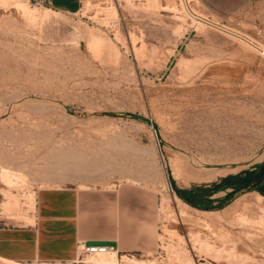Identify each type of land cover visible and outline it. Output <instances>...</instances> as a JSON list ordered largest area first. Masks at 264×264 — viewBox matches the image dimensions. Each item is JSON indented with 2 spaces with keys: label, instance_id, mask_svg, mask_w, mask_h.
I'll return each mask as SVG.
<instances>
[{
  "label": "rangeland",
  "instance_id": "1",
  "mask_svg": "<svg viewBox=\"0 0 264 264\" xmlns=\"http://www.w3.org/2000/svg\"><path fill=\"white\" fill-rule=\"evenodd\" d=\"M20 1L0 0L5 213L43 187L144 189L157 241L0 264H264V0Z\"/></svg>",
  "mask_w": 264,
  "mask_h": 264
},
{
  "label": "crops",
  "instance_id": "2",
  "mask_svg": "<svg viewBox=\"0 0 264 264\" xmlns=\"http://www.w3.org/2000/svg\"><path fill=\"white\" fill-rule=\"evenodd\" d=\"M45 1L64 12L78 11L82 2ZM1 189L0 184V259L74 262L83 241L134 252L156 244V203L144 189L43 187L35 191L34 210L18 217L5 213Z\"/></svg>",
  "mask_w": 264,
  "mask_h": 264
},
{
  "label": "built area",
  "instance_id": "3",
  "mask_svg": "<svg viewBox=\"0 0 264 264\" xmlns=\"http://www.w3.org/2000/svg\"><path fill=\"white\" fill-rule=\"evenodd\" d=\"M42 3H44L47 6H51L49 1H45V0H39ZM111 250H113V247L107 246V245H87L86 243H79L78 245V253H77V257L74 260L75 262H80L81 257L84 254H88V255H104L107 254L109 252H111Z\"/></svg>",
  "mask_w": 264,
  "mask_h": 264
},
{
  "label": "bare ground",
  "instance_id": "4",
  "mask_svg": "<svg viewBox=\"0 0 264 264\" xmlns=\"http://www.w3.org/2000/svg\"><path fill=\"white\" fill-rule=\"evenodd\" d=\"M2 4L4 5V6H15L17 9H20V10H22L23 12H25V14H29L30 13V6H26V4H23L20 0L18 1V0H15V1H13V0H2ZM6 172V171H5ZM6 173H8V172H6ZM15 173V172H14ZM1 174V173H0ZM4 174V176H5V173H3ZM10 175V176H9ZM11 175L12 174H8V176L10 177V178H12L11 177ZM14 175V174H13ZM15 176V175H14ZM2 177V176H1ZM19 177V176H18ZM22 177V176H21ZM20 177V178H21ZM10 178H9V180H10ZM5 180H6V178H5ZM8 180V179H7ZM20 180V179H19ZM12 181V180H11ZM11 181H9V182H11ZM115 254V253H114ZM107 260H109V258H107ZM133 261V260H132ZM104 262V261H103ZM110 262H111V260H110ZM131 263V262H130ZM135 263V262H134Z\"/></svg>",
  "mask_w": 264,
  "mask_h": 264
}]
</instances>
